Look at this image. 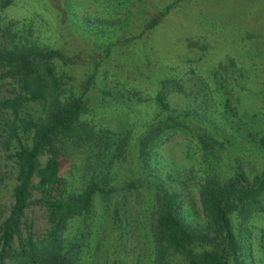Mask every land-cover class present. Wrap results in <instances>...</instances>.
Listing matches in <instances>:
<instances>
[{
    "label": "rangeland",
    "instance_id": "obj_1",
    "mask_svg": "<svg viewBox=\"0 0 264 264\" xmlns=\"http://www.w3.org/2000/svg\"><path fill=\"white\" fill-rule=\"evenodd\" d=\"M15 41L60 52L65 90L82 96L95 130L59 142L62 185L49 193L94 186L62 232L67 264H187L157 237L162 189L202 226V180L264 167V0H11L0 9V47ZM164 78L178 87L162 105L154 94ZM12 94L0 77V99ZM24 113L38 114L36 104ZM6 138L0 126V221L15 172ZM40 195L32 189L24 212L35 236L49 225ZM233 220L245 246L234 264H264V211Z\"/></svg>",
    "mask_w": 264,
    "mask_h": 264
},
{
    "label": "trees",
    "instance_id": "obj_2",
    "mask_svg": "<svg viewBox=\"0 0 264 264\" xmlns=\"http://www.w3.org/2000/svg\"><path fill=\"white\" fill-rule=\"evenodd\" d=\"M10 1L0 0V9ZM59 56L55 48L45 49L32 43L15 41L0 47V77L8 76L13 86V94L0 99V126L14 142L7 156L15 169L11 204L0 221V264H67L62 232L71 216L89 207L94 191L90 182L76 193L62 188L55 195L49 193L62 185L59 142L95 133L81 117L87 112L82 96L65 90L66 81L55 65ZM168 87L178 84L164 78L154 94L162 105ZM29 103L36 104L38 114L24 113ZM6 113L9 117L2 118ZM258 140L264 149V131ZM199 141L206 147L205 139ZM43 154L46 157L41 162ZM33 188L41 194L40 202L49 222L38 236L24 219ZM198 197L204 218L202 226L185 221L179 212L178 195L162 189L156 216V232L162 247L180 255L187 264H234L245 246L233 229V219L264 211V167L251 176L236 171L223 180L205 178L199 184Z\"/></svg>",
    "mask_w": 264,
    "mask_h": 264
}]
</instances>
